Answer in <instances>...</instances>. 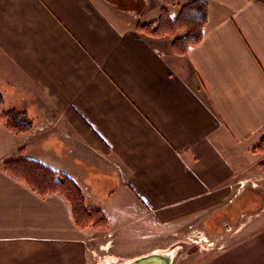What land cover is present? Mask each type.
Wrapping results in <instances>:
<instances>
[{
    "label": "crops",
    "instance_id": "crops-1",
    "mask_svg": "<svg viewBox=\"0 0 264 264\" xmlns=\"http://www.w3.org/2000/svg\"><path fill=\"white\" fill-rule=\"evenodd\" d=\"M189 1L0 0L4 108L34 124L24 146L25 135L0 124V264H101L164 251L167 238L122 251L120 228L138 215L175 235L227 212L223 235L242 223L246 209L230 207L246 196L260 200L259 221L242 224L247 237L227 247L231 260L203 264H264V193L250 185L264 183V152L255 151L264 138V0H202L205 32L185 55L172 46L184 31L137 30L163 7L175 18ZM20 157L70 177L107 230L81 229L64 195L40 196L7 174L3 164Z\"/></svg>",
    "mask_w": 264,
    "mask_h": 264
},
{
    "label": "trees",
    "instance_id": "trees-1",
    "mask_svg": "<svg viewBox=\"0 0 264 264\" xmlns=\"http://www.w3.org/2000/svg\"><path fill=\"white\" fill-rule=\"evenodd\" d=\"M170 5H176L179 0H166ZM141 8L142 4L132 3ZM208 5L202 0H190L180 8L175 18L170 16L169 10L163 7L160 17L150 23L138 24L137 30L151 37L176 36L184 31V36L176 37L173 42V51L185 55L189 47L201 42L208 21ZM5 103L0 92V124L5 123L9 131L15 134H24L32 130L33 122L27 113L17 109H9L5 113L1 108ZM264 152V138L255 149ZM4 171L11 177L24 182L40 196L49 194H62L72 204L77 225L83 229L107 230L108 220L97 209H90L85 204V199L76 185L68 176L58 173L37 161L18 158L3 164Z\"/></svg>",
    "mask_w": 264,
    "mask_h": 264
},
{
    "label": "rangeland",
    "instance_id": "rangeland-1",
    "mask_svg": "<svg viewBox=\"0 0 264 264\" xmlns=\"http://www.w3.org/2000/svg\"><path fill=\"white\" fill-rule=\"evenodd\" d=\"M6 111H8V108H4L3 105V107L1 108V112L5 113ZM29 118L33 122V119L30 116ZM4 125L5 128L9 131L5 123ZM50 126L51 125H46L44 127L47 128ZM31 131L24 134H15L11 131L9 132L17 136L25 135V137L20 141L24 146L31 142L32 138L31 135H29ZM37 132H39V130H37ZM65 149H67V147L63 145V150ZM20 158L31 159L27 157ZM255 181V188L257 189L256 192H259V194H261L262 196V193H264V183L261 181V178H256ZM108 184L110 185L109 187H111V190L115 189L118 185L116 181L113 180V178L108 181ZM260 191L262 193H260ZM240 207L246 209L242 211L245 212L243 214L242 212L237 213V218L241 219L242 223H240L238 227L232 228V230L226 231L222 229L223 235L221 236H217V234L220 233V229L218 226L222 218H225L224 216L227 212L220 214L219 216L207 219V221L203 223V227L193 224L190 225V227L185 228L183 231L176 233L175 235L171 234L174 230V227L172 226L165 227L161 224L153 223L152 220L143 219L142 217H139V215L138 218L140 219H127L125 221L126 225L124 226V229L123 227L120 228V230H122V234L125 233L127 237V241L122 244V251L128 252L126 255H132L135 252H146L152 248L162 245L163 241L167 238L168 245L163 249L164 251L174 246L181 247L178 251L175 264H203L204 262H206V260H215L217 258H221L219 260H231V255L229 254V249H227V247L229 248V246L231 247L232 243H238L243 238L247 237L243 234V232H238V230L240 229V227H242V224H246L247 221L253 223L258 218V215L261 214L260 212H262L263 210L260 209L262 208L260 200L254 201L252 196H250V198H248V196H246L245 198H239L236 203L230 207V209H238ZM254 211H256V213H254L253 215H249ZM259 219L257 220L259 221ZM224 250L226 252H223ZM99 254L100 256H103V252L100 251ZM121 262L123 261L116 260L114 258L112 259V257H107L106 260L101 261V264H118Z\"/></svg>",
    "mask_w": 264,
    "mask_h": 264
},
{
    "label": "water",
    "instance_id": "water-1",
    "mask_svg": "<svg viewBox=\"0 0 264 264\" xmlns=\"http://www.w3.org/2000/svg\"><path fill=\"white\" fill-rule=\"evenodd\" d=\"M180 246H174L166 251L151 252L120 264H175Z\"/></svg>",
    "mask_w": 264,
    "mask_h": 264
},
{
    "label": "built area",
    "instance_id": "built-area-1",
    "mask_svg": "<svg viewBox=\"0 0 264 264\" xmlns=\"http://www.w3.org/2000/svg\"><path fill=\"white\" fill-rule=\"evenodd\" d=\"M253 186H256V181L251 182Z\"/></svg>",
    "mask_w": 264,
    "mask_h": 264
},
{
    "label": "flooded vegetation",
    "instance_id": "flooded-vegetation-1",
    "mask_svg": "<svg viewBox=\"0 0 264 264\" xmlns=\"http://www.w3.org/2000/svg\"><path fill=\"white\" fill-rule=\"evenodd\" d=\"M221 235H222L221 232L219 234H217V236H221Z\"/></svg>",
    "mask_w": 264,
    "mask_h": 264
}]
</instances>
